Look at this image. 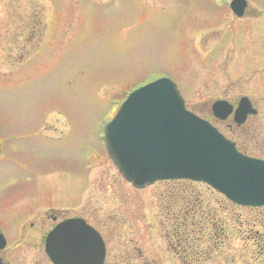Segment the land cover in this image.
<instances>
[{
    "label": "rangeland",
    "instance_id": "obj_1",
    "mask_svg": "<svg viewBox=\"0 0 264 264\" xmlns=\"http://www.w3.org/2000/svg\"><path fill=\"white\" fill-rule=\"evenodd\" d=\"M232 1L0 0L5 255L18 264H50L45 238L56 223L52 216L101 208H117L110 214L119 223L100 228L108 264H193L181 234L202 238L196 243L209 249L203 239L214 230L222 232L216 240H223V252L208 264L242 252L241 224L227 217H255L264 207L237 205L191 180L137 189L104 140L106 123L126 97L168 75L187 106L208 119L214 100L251 97L259 112L234 138L264 159V0H248L240 18Z\"/></svg>",
    "mask_w": 264,
    "mask_h": 264
},
{
    "label": "water",
    "instance_id": "obj_2",
    "mask_svg": "<svg viewBox=\"0 0 264 264\" xmlns=\"http://www.w3.org/2000/svg\"><path fill=\"white\" fill-rule=\"evenodd\" d=\"M246 0L232 8L245 13ZM216 113L228 116L232 106L214 104ZM256 113L243 98L236 118L243 122ZM110 155L124 176L138 188L160 179L190 178L205 181L243 205H264V160L246 156L208 121L186 108L177 84L157 79L130 94L106 127ZM72 223L57 227L47 250L57 264H104L107 249L93 227L80 230ZM3 242V246L5 245Z\"/></svg>",
    "mask_w": 264,
    "mask_h": 264
},
{
    "label": "trees",
    "instance_id": "obj_3",
    "mask_svg": "<svg viewBox=\"0 0 264 264\" xmlns=\"http://www.w3.org/2000/svg\"><path fill=\"white\" fill-rule=\"evenodd\" d=\"M249 208H257V207H249ZM255 217H243L242 214L238 213V215L233 214L231 216H228L234 223L241 224L240 226V233L242 235H239L240 239L243 240V250L235 251L232 253L233 255L231 257H228L224 264H264V210L260 209L258 211L254 212ZM251 215V214H250ZM212 218V215H210ZM229 221L226 220L225 223H229ZM214 220L210 219L209 224L213 225ZM181 227V225H179ZM243 226L246 227L247 230L243 229ZM236 229L239 227L235 226ZM184 232V231H183ZM181 234V233H180ZM206 237L203 239V242L206 243L209 246V249L207 247H201L202 245L196 243L197 241H200L197 239V237L193 238L192 234H187L186 236H182L181 234V240L184 242H189L187 250L189 251L190 255H192V258L194 260L193 264H208L215 261L220 257L222 254V245L217 242V237H222V232L218 231H212L206 232ZM195 241H193V239ZM208 242V243H207ZM202 243V240L201 242ZM203 244V243H202ZM241 248V249H242Z\"/></svg>",
    "mask_w": 264,
    "mask_h": 264
},
{
    "label": "flooded vegetation",
    "instance_id": "obj_4",
    "mask_svg": "<svg viewBox=\"0 0 264 264\" xmlns=\"http://www.w3.org/2000/svg\"><path fill=\"white\" fill-rule=\"evenodd\" d=\"M249 11V7H247L246 9V13L244 16H246L247 12ZM35 16L37 17H40L42 19V16L40 14H36ZM34 16V17H35ZM236 16V15H235ZM237 18H240L238 16H236ZM26 38V35L22 37V39H20V41L22 42V44L24 43V39ZM251 99V97H249ZM216 100H227L229 101L230 103H232L234 105V108L236 109L238 103H239V100L237 102L235 101H232L228 98H219V99H216ZM214 100V101H216ZM252 103L254 104L255 106V103L253 102V100L251 99ZM256 107V106H255ZM257 108V107H256ZM211 110H212V113L210 114V117L211 118H206L208 119L209 121H211L223 134H225L229 139H231L232 141H234L237 146H243L242 143L238 140H236L234 138V136H239L241 137L245 131L244 129L246 128V124L249 123V120L251 119L252 116L254 115H249L246 119V121L243 123V124H240V123H237L236 120H235V115L234 113H232L228 118L226 119H221L219 117H217L211 107ZM202 116V115H201ZM226 126V127H225ZM226 128V129H229L231 130V132L229 131V133H231V135L229 134H226L225 131L223 130V128ZM26 209V208H24ZM53 209H56V207H54ZM67 209V208H66ZM107 208H101V209H97V210H93V211H90V212H87V213H81L80 215H75V216H70V217H64L60 220L59 219V216L57 215H53V219L56 221L55 225L50 229V231L48 232L46 238H45V246H46V242H47V237L49 235V233L54 229L56 228L58 225H60L61 223L65 222V221H68V220H77L81 223H87V224H90L92 225L93 227H95L96 229H98L99 231H101V227H105L107 226V224H109V222H113V223H117L118 220H117V213L115 212L114 214H110L111 212L115 211L117 208L113 209L111 208V211H108V212H105ZM54 211H57V210H54ZM27 213L24 211L22 212V216H25ZM106 215H108V219H105ZM95 219V220H94ZM111 220V221H109ZM117 221V222H116ZM95 223V224H93ZM99 225L97 226L96 225ZM119 224V223H117ZM6 225H8L6 223ZM0 232H2L5 236H6V233H5V229H4V225L0 222ZM7 238V236H6ZM8 240V239H7ZM8 245H9V241H8ZM8 247V246H7ZM4 248V249H0V260L4 263V264H18V262L15 261L14 258H12V256L10 257V255H5L3 253L4 250L7 249ZM46 251V250H45ZM47 257L49 258V261H50V264H55V262L52 260V258H50L48 256V254L46 253ZM108 259H109V254L107 256V260H106V263L105 264H108Z\"/></svg>",
    "mask_w": 264,
    "mask_h": 264
}]
</instances>
